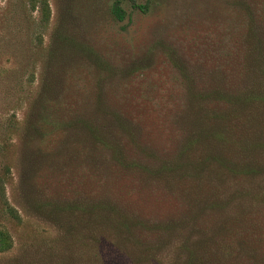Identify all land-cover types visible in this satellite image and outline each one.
Returning <instances> with one entry per match:
<instances>
[{"label": "rangeland", "instance_id": "374dc122", "mask_svg": "<svg viewBox=\"0 0 264 264\" xmlns=\"http://www.w3.org/2000/svg\"><path fill=\"white\" fill-rule=\"evenodd\" d=\"M46 1L47 23L30 0H0V228L13 242L0 264H96L91 232L81 239L68 226L75 205L100 201L127 207L130 223L151 219L140 222L156 230L141 227L139 242L160 250L144 264H170L174 247L204 224L191 221L190 192L174 193L154 172L204 123L211 134L222 105L213 88H250L245 49L252 36L264 41V0ZM115 2L122 21L112 14ZM116 114L130 128L109 131L121 154L91 149L83 124L57 127L112 123ZM133 161L147 169L144 181ZM162 189L184 202L172 222L156 220L172 210ZM101 251L102 264H128L119 252Z\"/></svg>", "mask_w": 264, "mask_h": 264}, {"label": "trees", "instance_id": "16d2710c", "mask_svg": "<svg viewBox=\"0 0 264 264\" xmlns=\"http://www.w3.org/2000/svg\"><path fill=\"white\" fill-rule=\"evenodd\" d=\"M29 4L32 10L38 8L44 22L49 21L50 8L46 0H30ZM112 14L117 20H124L125 14L119 2L113 4ZM252 37L246 44L245 50L249 56L246 55L244 61L245 67L252 72L250 88L234 89L232 93L226 86L213 88V101L222 105L215 114L217 122L211 126V134L207 135L208 130L204 128L207 125L204 123L201 131L185 142L175 159L161 161L154 172V181L167 183L174 193L180 190L190 192L189 200L196 206L191 221L198 219L199 226L200 223L204 224L201 231H192L197 235L183 237L180 244L174 247L168 255L172 256L170 264H264V250L261 249L264 242V41ZM63 44L72 47L73 42ZM197 102L202 105L201 100ZM115 118L112 123H83L77 120L74 123H57V127L68 131L78 123L83 124L80 127L90 138L91 149L108 147L121 154L120 146L113 145L114 141L108 137L109 131L112 133L116 130L127 135L130 128L119 114ZM59 119L65 120L63 115ZM124 141L132 143V138L126 136ZM119 154L116 155L123 157L121 163L125 164L124 156ZM142 155L147 156V153L143 151ZM135 165L134 173L138 175L139 172L144 181L147 169L141 163ZM156 182L155 187L161 189L159 185L163 184ZM164 192L169 193L163 190L159 194L164 196L172 210L164 218H161L162 214L157 216L159 218L156 220L169 219L172 222L184 202L177 199L174 193L172 198L167 199L165 195L170 193ZM5 206L12 217L17 213L7 203ZM75 206L77 213L68 228L75 230L72 233L79 234L81 239L87 237L83 235L85 230L91 232L92 246L88 252L97 261L94 263L102 264L100 258L104 251L101 250L104 249L105 252H119L126 257L128 264H144L150 261L149 257L155 251L160 250L157 245L148 249L139 242L141 227L147 233L156 230L140 222H153L144 219L147 216H139L140 223H130L126 218L127 207L122 211L108 201ZM71 207L69 211L73 209ZM123 230L127 231L126 234ZM12 245L9 232L0 228V253L9 251ZM79 247L86 246L81 243Z\"/></svg>", "mask_w": 264, "mask_h": 264}]
</instances>
